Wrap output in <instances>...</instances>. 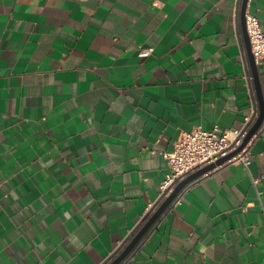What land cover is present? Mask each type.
<instances>
[{
    "label": "crops",
    "instance_id": "1",
    "mask_svg": "<svg viewBox=\"0 0 264 264\" xmlns=\"http://www.w3.org/2000/svg\"><path fill=\"white\" fill-rule=\"evenodd\" d=\"M247 13L263 21L264 0H0V264L110 263L182 131L256 121ZM249 150L184 186L120 264H264V116Z\"/></svg>",
    "mask_w": 264,
    "mask_h": 264
},
{
    "label": "built area",
    "instance_id": "2",
    "mask_svg": "<svg viewBox=\"0 0 264 264\" xmlns=\"http://www.w3.org/2000/svg\"><path fill=\"white\" fill-rule=\"evenodd\" d=\"M245 30L255 62L264 61V19L260 21L255 15L247 13ZM151 51V48H143L138 55L146 57ZM249 121L250 118H246L245 125L240 129H222L215 125L210 130L194 127L189 131H182L174 142L172 150L163 153L167 159L168 172L160 184V195H168L178 181L194 170L214 163L236 150L248 134ZM255 137L256 133L247 140L239 152L214 169L234 162H240L248 167L251 158L249 146ZM253 182H257V179Z\"/></svg>",
    "mask_w": 264,
    "mask_h": 264
},
{
    "label": "water",
    "instance_id": "3",
    "mask_svg": "<svg viewBox=\"0 0 264 264\" xmlns=\"http://www.w3.org/2000/svg\"><path fill=\"white\" fill-rule=\"evenodd\" d=\"M245 31L246 30L244 28V33H245ZM247 41L248 40H246V44L248 45ZM249 49H250V46H249ZM249 57L251 60L252 71L254 73V77L256 78V70H255L254 65H253L254 58H253L251 52L249 54ZM263 116H264V106L262 104H260V113H259L256 121L252 124V121L254 118L253 117L249 121V123L247 124V126H250V127L248 129V134H247L246 138L244 139L242 145H240L236 150L230 152L226 156L219 158L216 162L207 164V165L193 171L192 173L188 174L186 177H184L183 179H181L180 181H178L175 184L172 191L168 195H166V196L161 195L159 200L150 209V212H152L153 210H154V212L149 217V219L144 223V225L141 226V224L144 222L143 220L150 214V212L147 215H145L144 219H142V221L136 226L135 230L138 229V227H140V229L138 230L137 234L134 236L132 241L123 249V251L113 261H111L108 264H120L123 260L126 259L128 254L131 252L132 248L135 246V244L140 240V238L143 236V234L150 228V226L154 223V221L164 212V210L170 206V204L173 202V200L177 197V194L181 191L182 188H184V186H186L187 184L191 183L192 181H195L196 179L200 178L202 175L211 172L215 166L223 163L226 159L230 158L231 156H233L237 152H239L240 149L242 148V146L247 142V140L254 133H256L257 129L259 128L260 124L262 123ZM162 199H163V202L157 208L156 206H157L158 202Z\"/></svg>",
    "mask_w": 264,
    "mask_h": 264
}]
</instances>
